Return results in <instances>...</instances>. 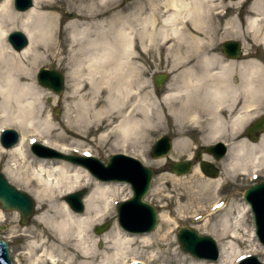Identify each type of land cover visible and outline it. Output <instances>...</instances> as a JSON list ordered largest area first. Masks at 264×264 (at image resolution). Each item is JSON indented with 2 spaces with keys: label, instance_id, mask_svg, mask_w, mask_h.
Instances as JSON below:
<instances>
[{
  "label": "bare ground",
  "instance_id": "1",
  "mask_svg": "<svg viewBox=\"0 0 264 264\" xmlns=\"http://www.w3.org/2000/svg\"><path fill=\"white\" fill-rule=\"evenodd\" d=\"M33 1L28 9L13 8V0L0 1V131L15 127L20 133L13 147L6 148L0 142V160L7 158L6 174L36 199L34 222L20 234L26 240L27 253L37 256L36 262L47 258L64 264H110L136 239L146 243L153 238V233L137 234L120 225L127 233L116 225L99 240L92 230L113 216L121 181L101 180L82 164L48 153L34 155L26 148L34 137L65 151L95 135L92 140L102 144L112 141L111 150L128 152L133 147L134 153L146 157L153 115L159 113L157 97L141 76L143 69L130 62L137 46L148 52L160 39L162 49L168 45L174 49L173 66L179 71L160 105L166 109L168 100H178L168 108L178 127L177 147L188 144L191 129H203L202 118L206 116L208 137L225 134L232 144L224 161L231 172L264 165V133L256 143L245 133L238 135L264 103V59L253 57L250 50L254 48L251 43L264 49V0H251L247 17L240 21L228 10L235 3L243 5L244 0H229L224 25L213 20L211 10L218 8L217 1L225 5L228 0H160L148 14L143 8L137 10L132 21L115 15L110 21L115 29L112 43L107 41L104 24L107 0ZM182 18L190 21V29L182 25ZM12 30L22 31L28 39L20 50L9 40ZM226 37L244 39L241 58L219 53L218 40ZM172 40L176 43L171 44ZM54 61L67 68L68 76L66 110L60 123L47 114L45 91L36 80L38 66ZM81 152L94 155L86 149ZM211 184L219 193L221 178ZM81 186L89 190L85 208L78 212L67 196ZM234 207L218 223L219 229H211L220 238V257L210 264H236L243 253H233L226 239L241 235L231 228V220L248 217L251 209L245 202L234 216ZM3 217L0 209V219ZM162 218L169 221L167 215ZM241 219L235 222L237 227L243 226L245 219ZM99 241L105 243L102 250L96 246ZM249 252L264 259L262 247L253 245ZM136 255L131 261L139 260ZM191 264L203 262L194 260Z\"/></svg>",
  "mask_w": 264,
  "mask_h": 264
},
{
  "label": "rangeland",
  "instance_id": "2",
  "mask_svg": "<svg viewBox=\"0 0 264 264\" xmlns=\"http://www.w3.org/2000/svg\"><path fill=\"white\" fill-rule=\"evenodd\" d=\"M250 1L251 0H247V2H245L244 0L243 5L241 6H239L241 3L233 4L229 7L228 13H230L231 17L236 19L237 21H240V19H244V17H247L248 15L247 11L250 6ZM217 2L219 4L218 8H212L211 10V13L215 15L213 17V20L216 22L220 21L224 25L227 19L226 16H224L226 12L225 7L229 3V0L225 2V5L219 3V1ZM153 3H158L160 5V0H131L129 2H126L125 0H107V15L105 16L104 21L107 32V41L109 43H112V40H114L115 29L113 25L110 24V21L115 17V15H121L126 19L132 21L137 10L143 8L146 14L152 11ZM13 8H15L14 0ZM183 20L184 18L180 20L182 25L190 29L192 27L190 21L188 19H185L184 21ZM241 24L242 27H244L242 29H244L246 33V26L243 25L244 21ZM226 40L239 41L243 54V52L245 51L244 39L236 37L219 38V53L223 54L227 58L222 49V43ZM162 43L163 42L158 39L157 42L150 47V50L148 52L142 51L137 46V50L135 51V53H133L130 59L131 63L136 64L139 68L143 69L141 76L148 83V88L149 90L153 91V95L155 96V98L157 97L155 99L157 104L155 108L158 111L159 116L153 115L155 117L154 126L152 128V132L149 138L146 157H142L141 155L134 153L133 147H131L128 152L122 150H111L109 143H111L112 141H109V143L102 144L100 142H97L98 140H92L96 139L95 135L87 137L85 139V142L77 145L78 147L68 146L65 151H60L61 148L59 146L54 147L63 154L69 156H80L82 154L81 150L86 149L94 153V155H96L103 162H107L108 158L113 153L123 152L137 157L145 165L152 167L155 171V177L153 179L152 188L146 196V200L148 202L154 204L157 208H159L160 219L158 226L153 231L148 232L153 233V238L146 243L142 242L139 239H136V243L126 247L125 251H123V254L119 256V259L111 262L110 264H123L122 260L124 259L128 262H131V259L132 257H134L135 253L137 254L136 257H138L139 260L150 264H191V262L194 260L202 261L203 264H210V260L194 257L193 255L186 253L182 250L177 238L178 229L182 225L193 227L197 229L201 234L212 236L218 244L220 238L217 233L213 232L211 229H213V227H217L219 229L218 223H220V221L227 216L229 208L233 205L236 207H234V216H237L239 214L240 208L246 202L243 196L246 188L264 180V165L260 167L250 166L246 172H231L228 166L224 164V161L228 157V154L221 160H216L208 156L209 153L205 154V149L210 144L214 143L215 139L223 137L225 135L220 134L215 139L211 137L209 138L208 133L210 125L205 119L206 116L205 118H202V120H205L203 124V129L200 131L191 129L189 135L187 136L188 144H186V146H176L175 142L180 138V136L178 133V127L175 122V119L170 114H168V108L170 105H172L175 101L178 100H168V102L165 103V105H167L166 109H163V106H161L160 104H162V98L168 90L169 83L172 82L173 77L178 73L179 70L176 69L177 67L173 66L175 58L172 53V51L174 50L173 47L169 49L168 45L165 49H162ZM170 43L173 44L176 42L172 40ZM251 45H253L254 47L253 49H250L249 47L253 57H256L257 59H264V49L259 46V43H251ZM241 57L242 56H240L239 58ZM42 67H45L47 69L58 70L64 75L65 89L62 94H56L50 88L40 84L38 80V72ZM161 73L167 74L168 77L165 84H163L160 88H156L154 77L157 74ZM36 80L45 91L44 103L47 106V114L52 115L55 121L60 123L64 120V114L66 110L65 92L68 88L67 68L60 65L57 61H54L51 64L42 63L38 66L36 70ZM158 104L160 106H158ZM260 107L261 109L257 116L254 117L251 121H249L244 126L242 131L238 133L239 137L243 136L244 131L251 122H253L256 118L263 114L264 103H262ZM11 128L16 129L15 127ZM61 131L62 130H58V132ZM163 135H168L171 138L173 147L167 156L157 159L151 155V150L156 140ZM247 139L252 142L248 137ZM231 140L234 141L232 137ZM34 142L41 143V141L33 137L28 141V145L26 146V148L29 153L36 155L31 150V145ZM69 143L71 144V142ZM231 145L232 144H230L229 147H231ZM198 149H202V154L200 156V159L196 160L195 154ZM78 150H80L81 153ZM55 158L59 159V157ZM60 159L68 161L65 158ZM207 159L212 160L214 165L217 166L219 170V173L215 177L207 176L200 168L201 161ZM184 160H190L193 163V169L191 173L179 176L172 171L171 164L177 161ZM6 162L7 158L2 157V159L0 160V170L5 174V176L13 185L17 186L21 190H25L20 183L13 181V179H11L6 174ZM9 164H12V166L14 165L12 161H10ZM218 178H221V185L218 187L219 193H216V187H214L211 182L214 179ZM118 183L120 185L117 186V189H120L121 192L119 193V195L115 196L116 204L113 208V216L108 217L99 224H96L92 230V235H95L99 240L102 238L104 233H106L113 226L116 225L117 227L121 228L123 232H127L119 224L117 205L122 200L131 197L133 192L130 184L125 182ZM81 190H86L88 192L89 188L87 186H81L75 192ZM30 195L35 200L37 206L36 199L32 194ZM215 205L222 206L217 210L213 211ZM0 209L5 213V217L0 219V239H4L8 242L13 264H50L51 261H49L47 258L45 260L36 262L35 259L37 256H33L32 254L27 253V250L25 249L26 240L20 237V234L24 232V229L32 226L34 222L33 217L37 212L36 207L35 212L33 216H31L29 223L26 224L22 223L21 214L18 210H5L1 207V205ZM162 215H167V218L170 222L168 221L165 223V221H163L164 217L162 218ZM239 218L245 219L243 220L242 227H237L235 225V222ZM239 218L233 217L230 224H232L231 228L237 229L241 235L234 239H226L227 243L230 244V250L233 251V253H237L239 251L243 252L242 255L238 257L236 264L239 263L241 257L253 254L249 252L253 245L262 247L264 249V245L258 240V237L255 233L256 230L252 210L249 213L248 217ZM106 222L109 223V228L100 233L96 232V227L99 225H103ZM96 246L98 249L102 250L105 246V243L99 241ZM257 256L259 257L261 255L259 254ZM261 261L264 262V259ZM58 263L64 264L63 262Z\"/></svg>",
  "mask_w": 264,
  "mask_h": 264
},
{
  "label": "water",
  "instance_id": "3",
  "mask_svg": "<svg viewBox=\"0 0 264 264\" xmlns=\"http://www.w3.org/2000/svg\"><path fill=\"white\" fill-rule=\"evenodd\" d=\"M1 1V0H0ZM129 2L131 0H125ZM33 5V0H15V6L18 9H28ZM9 40L13 46L20 50L28 43V39L22 31L16 30L11 32ZM224 53L232 58H238L241 54V45L238 41H227L223 44ZM168 75L165 73L157 74L154 77L156 88H160L165 84ZM39 82L50 88L56 94H62L65 89L64 75L55 69H47L42 67L38 74ZM264 132V115L254 121L245 131V135L252 142H259V133ZM19 139V133L13 128H8L2 132L1 143L6 148L14 146ZM173 147L172 140L168 136H162L152 148V156L160 158L167 156ZM220 149V154L216 156L221 159L227 153L226 145L220 141L217 144L208 146L205 150L214 153ZM32 150L38 155L48 153L52 156H59L69 159L72 162L87 167L97 178L104 181H121L128 182L133 190V194L129 199L123 201L118 206V219L120 225L134 233H147L153 231L159 223V208L146 200V196L151 190L155 171L148 167L136 157L115 153L111 155L108 162L104 163L97 157H81L69 156L50 147L37 143L33 145ZM202 149H198L195 159L199 160ZM202 171L210 177H215L219 170L210 161L201 162ZM171 168L177 175L191 173L193 163L190 160L177 161L172 163ZM86 190L71 193L67 196V200L71 207L78 212H82L85 208L83 201ZM244 199L250 204L254 215L256 234L259 241L264 245V181L249 186L244 191ZM0 205L5 210H18L21 214L22 223H29L31 216L35 212L36 203L33 197L26 191L19 189L11 184L7 177L0 171ZM109 228V223L98 226L96 232L100 233ZM178 241L182 250L186 253L199 258L217 260L220 255L217 241L209 235L201 234L197 229L182 225L177 233ZM0 264H13L9 246L5 240L0 239ZM50 264H61L52 262ZM130 264H146L144 262H132ZM158 264V263H155ZM240 264H264L256 255H250L241 260Z\"/></svg>",
  "mask_w": 264,
  "mask_h": 264
},
{
  "label": "flooded vegetation",
  "instance_id": "4",
  "mask_svg": "<svg viewBox=\"0 0 264 264\" xmlns=\"http://www.w3.org/2000/svg\"><path fill=\"white\" fill-rule=\"evenodd\" d=\"M263 114H264V112H263ZM260 135H261V134H259V136H260ZM220 139H221V140H224L225 142H227L228 145L230 144L229 141H226V140L228 139V136H227V135H224V136L221 137ZM201 154H202V153H201ZM219 154H220V151L216 150L214 153H212V154H211V153L208 154V156H210V157L216 159V156L219 155ZM210 161H212V160H210Z\"/></svg>",
  "mask_w": 264,
  "mask_h": 264
}]
</instances>
